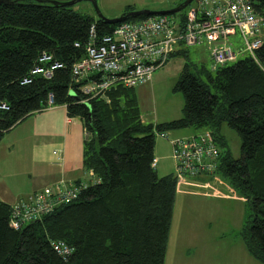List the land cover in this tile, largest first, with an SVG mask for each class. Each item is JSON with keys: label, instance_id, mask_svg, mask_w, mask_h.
Listing matches in <instances>:
<instances>
[{"label": "trees", "instance_id": "obj_1", "mask_svg": "<svg viewBox=\"0 0 264 264\" xmlns=\"http://www.w3.org/2000/svg\"><path fill=\"white\" fill-rule=\"evenodd\" d=\"M250 1L258 10L264 7V0ZM132 9L126 5L120 13ZM174 15L181 22L183 10ZM90 23L97 33L115 24L72 5L0 3V103L6 106L0 108V137L45 108L50 94V105H64L67 116L81 120V164L96 178L74 199L16 229L8 224L11 204L0 201V264H163L176 180L173 172L155 174L153 138L184 127L195 132L181 136L208 131L217 144L213 177L244 198L247 213L238 234L249 256L264 264V39L255 60L242 56L214 69L193 66L185 47L168 55L165 61L175 54L184 58L172 85L182 96L181 114L151 123L141 120L135 86L113 85L102 96L87 97L70 79L69 67L84 54ZM41 53L62 64L48 78L29 74ZM25 76L30 81L21 84ZM221 123L239 137L237 158L228 153ZM55 241L70 252L58 255L51 246Z\"/></svg>", "mask_w": 264, "mask_h": 264}, {"label": "built area", "instance_id": "obj_2", "mask_svg": "<svg viewBox=\"0 0 264 264\" xmlns=\"http://www.w3.org/2000/svg\"><path fill=\"white\" fill-rule=\"evenodd\" d=\"M254 3L250 0H191L182 9L181 22L174 13L146 15L116 22L106 33H97L95 25L90 23L83 44L84 54L69 67L70 79L78 83V89L87 97L102 96L113 85L143 84L168 55L191 45L207 49L210 69L233 62L239 56L255 60V51L264 39V7L258 10ZM36 62L29 74L44 78L50 77L54 68L62 66L45 53H41ZM29 81L25 76L20 83ZM50 100L47 94V106ZM0 108L6 106L0 103ZM157 135L168 139L176 181L214 175L219 148L208 131L196 137L168 138L166 132ZM151 164L154 166L155 158ZM85 185L68 183L30 191L11 204L9 226L16 229L54 206L74 199ZM51 246L61 257L70 252L62 241L52 242Z\"/></svg>", "mask_w": 264, "mask_h": 264}, {"label": "rangeland", "instance_id": "obj_3", "mask_svg": "<svg viewBox=\"0 0 264 264\" xmlns=\"http://www.w3.org/2000/svg\"><path fill=\"white\" fill-rule=\"evenodd\" d=\"M180 1L95 0V3L103 16L111 18L118 16L126 5H131L134 9L161 10L170 8ZM72 8L95 16L88 1H78L72 4ZM185 50L186 57L193 66L208 67L207 49L204 46L191 45L185 47ZM240 57L242 56L238 58ZM183 62L184 58L179 54L170 56L164 64L151 73L146 83L134 87L143 121L155 123L160 122V119L164 117L172 119L180 116L182 96L180 92L172 90V85ZM72 95L74 96V93L69 91V96ZM219 133L224 139L229 155L237 158L239 137L236 132L225 123H221ZM178 135L181 134L175 132L167 137L172 138ZM167 142V138L154 135L153 155L157 157L154 169L157 176L173 172V162ZM27 169L31 167L21 161L18 170H14L16 184L22 189L29 179L26 177L29 174ZM211 183L221 191L232 194L221 185L212 181ZM182 191L175 193L163 264H242L247 254L238 231L247 213L244 198L235 193L233 198H221L210 188L189 185H182ZM214 236H219V241ZM239 254H243L240 260Z\"/></svg>", "mask_w": 264, "mask_h": 264}, {"label": "crops", "instance_id": "obj_4", "mask_svg": "<svg viewBox=\"0 0 264 264\" xmlns=\"http://www.w3.org/2000/svg\"><path fill=\"white\" fill-rule=\"evenodd\" d=\"M141 120H143L142 117ZM160 120L169 119L164 117ZM174 130L173 132L167 130V136L175 132L181 135L195 132L188 127ZM84 135L81 120L77 116H67L64 105H50L34 111L4 131L0 137V201L12 204L25 196L27 194L25 192L29 193L44 186L59 187L61 184L80 182L88 184L90 181H96L91 171L84 169L81 164ZM153 158H155L154 165L156 166L157 157L153 155ZM21 161L31 167L27 169L29 174L26 177L29 179L25 182L23 189L16 184L14 173V170H18ZM211 181L221 185L232 194L221 191ZM182 185L210 188L221 198L234 197V191L217 175L183 178V180L176 181L175 193L176 191L183 192ZM200 194L203 195V193ZM217 234L220 235V233ZM214 238L218 241L220 239L219 236H214ZM246 254L242 264L258 263L247 252ZM242 255L239 254V260Z\"/></svg>", "mask_w": 264, "mask_h": 264}, {"label": "water", "instance_id": "obj_5", "mask_svg": "<svg viewBox=\"0 0 264 264\" xmlns=\"http://www.w3.org/2000/svg\"><path fill=\"white\" fill-rule=\"evenodd\" d=\"M8 0H0V3L6 2ZM43 1H47L51 4H55L58 3L60 5L66 6V5H72L78 1L81 0H67V1H55V0H43ZM88 1L90 3V5L92 6L95 16L98 19L103 20L105 23L107 24H113L116 22H119L123 19H125L126 17H135V16H139V15H155V14H166V13H175L178 12L180 10H182L191 0H181L180 2H178L177 4H175L174 6L167 8V9H161V10H150L147 8H140V9H132V10H126L123 13H120L118 16L115 17H105L103 16L97 9L95 0H85Z\"/></svg>", "mask_w": 264, "mask_h": 264}]
</instances>
